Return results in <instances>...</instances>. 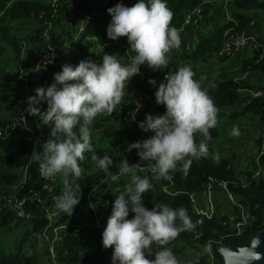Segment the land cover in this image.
I'll return each mask as SVG.
<instances>
[{
    "label": "clouds",
    "instance_id": "9594fccd",
    "mask_svg": "<svg viewBox=\"0 0 264 264\" xmlns=\"http://www.w3.org/2000/svg\"><path fill=\"white\" fill-rule=\"evenodd\" d=\"M107 11L111 16L107 36L111 40L127 38L129 50L134 53L129 62L122 63L115 54L105 53L100 63L86 59L78 66L64 64L54 74V83L37 88L36 95L28 100L29 113L39 116L51 129L42 152L34 151L31 158L38 164L43 180L64 178L62 194L55 197V209L70 216L80 203V189L74 188L68 178L79 179L85 154L93 153L91 127L95 119L120 108L127 83L139 74L142 65L153 71L166 69L168 53L181 46L180 32L170 26L173 12L167 0H138L131 7L118 3ZM194 76L191 65L166 73L154 94L156 103L164 106V114H147L138 126L153 135L128 146V151L137 150L140 162L148 163L155 179L172 181L173 171L179 168L187 174L193 160L207 158L209 154L210 130L218 123L219 109ZM148 83L157 85L155 79H149ZM44 102L48 107L41 112L36 105ZM140 107L137 106V111ZM232 135H238V130L234 128ZM91 160L106 177L101 183L107 179L116 183L131 175L123 190L114 194L111 215L102 232L103 247L113 249L112 264H181L167 245L183 232H195L197 224L188 210L163 203H157L151 210L146 207L144 194L153 185L148 177L137 174L140 164L132 165L124 158L118 165V173L113 174L110 171L113 160L108 155L93 154ZM130 212L134 214L131 219ZM259 244L260 239L256 238L251 248L240 249L237 254L250 261L259 260L260 254L254 251ZM153 249L154 258L150 259ZM204 251L211 252V242ZM198 260L188 264H198Z\"/></svg>",
    "mask_w": 264,
    "mask_h": 264
},
{
    "label": "trees",
    "instance_id": "16d2710c",
    "mask_svg": "<svg viewBox=\"0 0 264 264\" xmlns=\"http://www.w3.org/2000/svg\"><path fill=\"white\" fill-rule=\"evenodd\" d=\"M67 1L70 3L81 0ZM129 1L130 0H114L116 5L118 3H123L125 6ZM204 1L206 0H167V6L173 12L170 26L176 27L180 32L186 14L196 5L203 3ZM234 3V20H231V22L225 25H217L212 31L208 29L205 35H202L201 39L197 42H195L194 39L193 48L189 53L182 49L181 54H177V50L183 45L182 34L180 33L181 46L178 49L171 50L173 58L175 59L174 64H170L171 66H167L164 70L174 72L185 62V60L196 59L206 61L208 58H212L221 46L223 40L222 34L226 29L233 27L237 31L243 30L252 20L253 17L244 16L242 12L264 11V1L262 0H235ZM109 8H111V4L104 7L103 11L105 14L108 13L107 10ZM41 12H44L43 17H39ZM204 12L205 11H203V14ZM51 13L52 8L47 4L46 0H0V126L3 125L2 118L5 120V118L12 117L11 112L13 110L11 107L14 104L15 96L11 81L18 72L21 60H23V64L30 61L27 58L21 59L22 42L29 21L35 22V25L30 32V34H33L27 43L24 57L35 56L41 43V26L48 18H50ZM58 13L60 17L67 18L70 14V7L63 3L59 8ZM101 20L94 19L93 24H91L92 28L88 27L87 30L89 34H97L99 36L98 39H102L105 36V34L100 31ZM262 30L264 32V26L262 27ZM51 34L53 35L55 45L58 48H61L64 41L62 38L65 34L64 25L56 27L55 31L53 30ZM120 38L124 40L126 37ZM104 49L106 53L115 54L120 60L123 57V49L120 47L106 46ZM86 59L100 63L102 57L97 56V53L93 51L92 43L84 41L83 43H79L78 52L73 55L71 65L78 66L80 61ZM225 59L231 58H223L219 60L223 62L226 61ZM57 70L59 72L62 69L57 68ZM239 70L241 75L247 72H255L264 77V42L263 47H260V49L252 53L250 59L242 60ZM50 71L53 70L49 69V72L45 71L43 73L41 81L34 80L28 83L30 97L36 95L35 90L42 87V81L47 78ZM214 80L215 82H213V86L208 88L207 91L219 110L232 109L229 117L231 119H238L239 122L240 114L245 115L246 113H249L250 115L260 116L262 125L264 124V85L254 90L261 91L262 94L260 96L241 97L240 99L239 93L241 90L253 88L247 79L229 76L224 71L220 70ZM139 92L141 91H138L137 93ZM238 104L243 105L242 110L239 112L235 109ZM38 105L41 112L47 110L48 106L46 102ZM124 114L125 112L122 114L118 124L107 126L105 128L106 132L110 133L111 131H116L118 126L126 125V128L132 132V136H129L125 142L122 141L115 149L109 150L103 148L101 143L98 142L96 131L103 127V122H112L113 120H116L117 117L105 115V117H101L102 120H104L103 122L101 119H95L94 124L91 127L93 153L85 154V161L81 162V177L79 179L71 177L73 179L74 187H79L80 189V200L84 208L87 204V196L93 189L99 186L102 176L104 175L103 173H100L99 170L95 169L94 162L91 160V155L96 154L100 157L108 155L112 158L113 166H110V171L113 172V174L118 173V165L124 158H126L132 165L140 164L136 169L137 174L142 177H148L153 185L151 190L144 194V203L146 207L151 210L157 203L168 204L174 209L184 207L188 210V214L192 221L197 224L195 232H183L174 241L167 245L173 250L179 260L183 257H187L186 264H188V261H195L199 258L198 264H222L221 258L216 250L220 244L231 245L235 248L248 245L252 235L264 227V203L259 199L260 196L264 194V155L260 157V161L258 159L255 161L252 172L247 171L243 174L245 181L239 179L227 159L224 157H215L216 154L212 146L214 140L217 139L220 134L217 127H215L210 130L211 140L208 142L209 154L207 158L193 160L187 174L179 170V168L173 171L171 173L173 176L172 181L155 179L148 167V163L140 162L137 150H127L129 144L133 143L131 140L134 138V133L127 123L124 122ZM38 124L41 125L42 138L36 147H34L32 142L18 137L3 139L0 141V147H3L2 150L0 148V185H14L18 183L20 179L16 171L27 164L29 165L30 175L37 181H40L41 176L38 164L34 162L31 157L34 151L42 152V144L49 138L51 129L50 126L44 125L42 120L38 119L36 115H27V128L36 130ZM197 139H200L199 134H197ZM258 143L261 145V140H258ZM258 161L261 167V173L259 177H256L254 176V170L257 169ZM58 178H60V176ZM209 179H213L217 182H226L230 192L240 197L241 202L244 205H247L250 212L254 215L255 219L240 235L225 237L220 241L221 236L228 234L230 231L229 226H223L221 224L223 220H226V215L223 213H220L219 215L216 214L211 219L205 218L202 223H198V215L194 212L190 203L189 194L192 192H203L205 182ZM130 181L131 175L129 174L121 177L116 183L107 180L99 186V188L101 191L104 186H126ZM109 191L110 190H108L106 194H109ZM26 209L34 216L30 228H26L25 225L18 222V220L14 218V214L10 211L4 210L0 213V227L4 228L12 223V221H15L13 228L22 227L21 239L15 253L0 256V264H39V257L35 254H24L22 251L24 243L29 240L34 232L44 225L45 220L43 218V209L35 204H27ZM133 216L134 214L130 212L129 217L132 218ZM61 220L68 223L71 221L69 225L72 227L76 224L88 225L92 222L93 217L91 210L86 208V217L81 220L77 218L76 213H72L71 216L65 214ZM209 242H211L210 255L204 251L205 246L209 244ZM62 248H68V252L65 255V260L68 264H112L113 249H105L102 245V235H97L96 232H93L92 234L77 235L74 229H67V231L63 233ZM2 250L3 247L0 246V252ZM154 252L155 249L153 251V256L148 258H154Z\"/></svg>",
    "mask_w": 264,
    "mask_h": 264
},
{
    "label": "built area",
    "instance_id": "2783aa9c",
    "mask_svg": "<svg viewBox=\"0 0 264 264\" xmlns=\"http://www.w3.org/2000/svg\"><path fill=\"white\" fill-rule=\"evenodd\" d=\"M208 1L209 0H206L203 3L196 5L190 12H188L185 16L183 25L197 28L203 22V5ZM137 2L138 0H130L126 6L131 7ZM63 3L70 7V14L67 18H64L63 24L66 33L62 38L64 39L63 42L65 48L69 49L68 54L70 56H73L78 52L79 43H83L84 41L92 43L93 51H96L97 56L103 57L106 53L104 49L106 46L122 48L123 58L126 59H130V56L134 55V53L129 50L130 45L127 38L124 40L121 38L118 40H111L107 36L106 29L111 21V16L109 13L105 14L103 9L108 4H111V7H114L116 5L114 0H81L70 3L64 0H54L53 4L50 5L52 8L51 16L41 26V43L35 53L34 63L31 65H25L23 64V60H21L18 72L11 81L15 96L14 104L11 107L13 110L11 112L12 117L5 118V120L2 118L3 125L0 126V140L5 139L6 137H8L7 139L18 137L32 142L34 147H36L42 138L40 124L37 125L36 130L29 129L26 125L27 115L30 114L28 111V100L30 98V88L28 87V83L34 80L41 81L43 73L45 71L49 72V69L54 72L50 71V73H48L47 78L42 81V87L46 88L54 83L53 77L58 71L57 68L60 64V60L51 32L56 28L58 19H60L58 11ZM94 19H102L100 31L105 34L102 39H98L99 36L97 34H89L87 32L88 27L92 28L91 24H93ZM67 38L69 40V45L65 42ZM222 39L221 46L215 54L218 59L234 58L244 49H248L251 53H254L263 46L255 34L247 33L245 30L237 31L233 27H230L223 32ZM198 40L199 38H195L194 41L197 42ZM193 45L194 42L192 41L191 43L186 44L183 50L189 53L193 48ZM26 48L27 42L23 38L21 59H23L25 55ZM100 62H102V59H100ZM145 66L146 65L141 66L140 72L134 76L135 78L144 75ZM167 72L170 71L165 70L157 76V88L159 82L165 80ZM261 94L262 93L259 90L251 91L252 97H258ZM147 102V94L142 92L137 93L133 98L130 107L124 114V122L133 130V139L135 141L144 140L153 135L151 132L145 133L138 126L141 121L145 120V117L142 116V111ZM138 105H142V107L137 111ZM36 107L39 108V105H36ZM37 117L38 119H41L39 116ZM260 138L262 140V148H264V124L263 134ZM262 148L257 158L259 161L260 157L264 155V149L262 151ZM259 161L257 163V169L254 170V176L256 177H259L261 173ZM16 173L19 175L20 179L16 185H0V211L7 210L12 212L18 222H21L26 228H30L34 216L26 209V206L27 204L40 206L41 209H43L45 223L32 235L38 239L37 251L30 252L27 255L35 254L40 258L39 264H68L65 260L68 248H62L63 233L70 228L74 229L76 232L75 228L78 224L70 227L69 224L71 221H69V223L62 221L61 219L65 214L58 213L55 209V197L62 194L64 178L60 176V178L57 177L56 179L43 180L42 177H40V181H37L30 175L29 165L20 167L17 169ZM68 179L74 187L73 179L71 177ZM104 179H106L105 175L102 176L101 181ZM243 180L245 181V177H243ZM101 181L99 186L103 184ZM99 186L93 189L87 196V204L85 208L80 200V203L74 208L73 213H76V215L80 214L79 216H81V210H84L85 212L86 208H89L92 212L93 220L87 226L95 228L90 230V234L96 232L97 235H102L103 229L107 224V221L103 219L102 215H106L107 217L111 215L112 204L116 198L114 194H118L117 190H123L125 186H104L101 191ZM108 190H110L109 194H106ZM219 190L225 195L229 204V210L225 213L222 212L226 215V220H223L221 224L223 226H229L230 231L228 234L221 236L220 241H222L225 237L236 236L243 233L255 217L250 212L248 206L241 202V198L230 192L226 182H217L213 179H209L205 182L203 192H192L189 194L190 203L194 212L198 215L197 221L199 224L203 222V219H211L216 215V204L214 199ZM201 196H204V206L199 205V198ZM94 212L96 215L93 214ZM153 247L155 248L156 246L153 245ZM208 254L210 255V253Z\"/></svg>",
    "mask_w": 264,
    "mask_h": 264
},
{
    "label": "crops",
    "instance_id": "0c3cea01",
    "mask_svg": "<svg viewBox=\"0 0 264 264\" xmlns=\"http://www.w3.org/2000/svg\"><path fill=\"white\" fill-rule=\"evenodd\" d=\"M214 1H220L221 2L220 4L213 6L212 9H213V12L215 13L216 19L219 20V22L222 25L228 24L229 22H231V20H234L233 11L235 10V3H234L235 0H214ZM262 1H264V0H262ZM242 14L244 16H247V17H253L252 20L247 25V27L243 30H245L247 33L255 34L258 37V39L263 43L264 42V32L262 30V27L264 26V11H259V12L249 11V12H242ZM204 21L197 28H191L189 26H184V25L182 26L180 33L182 34L183 45L181 48H179L177 50V54H181V51H182V49H184V46L186 44L191 43L195 38L201 39V36L205 35V33L207 31L208 24H207V22H204ZM34 25H35V22L29 21V25L26 28L25 37H24V39L26 40L27 43L29 42V39L31 38V36L33 34V33L30 34V32L33 30ZM65 42L67 45H69L68 38L66 39ZM68 51H69V49H66L64 44H62V47L59 48V60H60V57H63V60H60V62H59L60 64L58 66V69H62V65H64V64L71 65V63H72L71 59L73 56H70L68 54ZM171 54H172V51H170V53L168 54V59H169L168 66H171L170 64H174L175 59L173 58V54L172 55ZM251 55H252V53L248 49H244V50L240 51L236 57L231 58V59H236V60L230 61V59H227L226 61H223L221 64H217V63L213 64L212 63L211 59H213V58L217 59V57L214 55L212 58H208L206 61L199 60L202 62L201 67H200V71L195 74L194 79L198 80L201 83L202 87L207 90L208 88L213 86V82H215L214 78L217 77V74L220 70L224 71L229 76H234V77L239 78L241 76L239 69H240V65H241L242 60L250 59ZM26 58L29 59L30 61L27 62L25 65H31L35 61V56L23 57V59H26ZM129 60H130L129 58L126 59V58L122 57L121 62L122 63H128ZM238 60H239L238 65L237 64H235L234 66L231 65V63L237 62ZM194 61H197V60L196 59L185 60V62L181 66H185V65H191L192 66V63ZM215 66H217V67H215ZM172 67H174V66H172ZM163 71H165V70L163 69V70L153 71L152 69L148 68L146 65L145 70H144V75L142 77L141 76L137 77V78L132 77L130 79V81L127 83L126 94L123 97V101L121 102V106H120V108L118 107L117 110L111 114L112 117H118L119 115L121 116L130 107L131 101H132L134 95L138 91H141L142 93H145L148 95V103L142 111L143 117L146 118L147 114H152V115L164 114V112H165L164 106L158 105L156 103V99H155L154 94H155V91L157 90V86L154 87L148 83L149 79L157 80V76ZM247 73H250V72H247ZM247 73H245L243 75H246ZM253 75H259V74L253 72ZM263 79H264L263 76H261V75L258 76L259 82H261ZM247 80L249 81V84L253 86V88L241 90V92L239 93L240 99H241V97L251 96V91H254V90H256V88L261 87V86H254L249 79H247ZM242 108H243V105L238 104L235 109L237 112H239L242 110ZM231 112H232V109H221V110H219V112H218V123L216 125L217 129L220 132L219 137L220 136L226 137L228 144L229 143L230 144L235 143V144L239 145L240 142H243L244 140H246V138H251V134L256 132V129H254L252 131L242 132V134L234 136V135H232L234 126H236V128L244 126L245 129H250V128L261 129L262 120L260 119V116H254L252 114L250 115L249 113H246L245 115L240 114L239 115L240 122H239L238 119H231L229 117ZM111 115H107V116H111ZM99 117H105V115H100L96 119H98ZM255 118H257V120H256L257 123L255 121H252ZM252 122H253V127H249L252 124ZM117 129H118V131L120 129L122 130L123 135L120 137V139H122L123 141H126L129 136H132V132L126 128V125H120V126H118ZM98 132H99V130L96 131V135ZM238 134H239V131H238ZM229 139L234 140V142H232ZM256 139H257V137H256ZM131 141L136 142L134 139H132ZM257 143H258V140L256 141V147H257ZM256 147H252L250 152H245V154L243 155V158L246 159V161L251 164V170L252 171L254 169L253 163L255 162V160L252 161L251 156L255 155ZM2 148H1V150H2ZM212 148H213V146H212ZM214 152L216 154L215 157H218V158L223 157V156L219 155L220 154L219 151L217 152L214 149ZM225 159H227V158H225ZM228 162L233 167L232 162H230L229 160H228ZM247 171H245V172H247ZM16 184H14V185H16ZM1 185H7V184H1ZM10 186H11V184H10ZM199 205L204 206V196H201L199 198ZM2 211H4V210H2ZM2 211H0V213ZM81 211H82L81 216H79L80 214H77V218L79 220L86 217V211L85 212H84V210H81ZM102 217L105 221H107L108 217L106 215H102ZM13 225H15V221H12V223L8 224L4 228L0 227V229L3 232H7V233L14 232V233L19 234L21 232V234L15 239L13 247H10V245H9L8 251L6 253H4L5 248H3V250L1 251V253H2L1 256L15 253L17 246H18V243L21 239L22 231L18 228H13ZM32 235L29 238V240L26 241L23 245V251L22 252L24 254H29L30 252L37 251V249H38V239L33 237Z\"/></svg>",
    "mask_w": 264,
    "mask_h": 264
},
{
    "label": "rangeland",
    "instance_id": "374dc122",
    "mask_svg": "<svg viewBox=\"0 0 264 264\" xmlns=\"http://www.w3.org/2000/svg\"><path fill=\"white\" fill-rule=\"evenodd\" d=\"M46 1H47V4L52 5L54 0H46ZM64 1H67V0H64ZM220 3H221L220 1L209 0L208 2L204 3V5H203V11H205L204 12V20L208 24L207 31H208V29H210V31H212L215 26L221 24L219 22V20L216 19L215 13L213 12V9H212L213 6L218 5ZM43 16H44V12H41L39 17H43ZM57 23H59V24H57L56 27H59L60 25H64L63 24L64 18L60 17V19H58ZM54 31H55V29H54ZM65 33H66V30H65ZM63 44H64V42H63ZM262 45H263V43H262ZM57 51L59 53L58 47H57ZM60 60H63V57H60ZM211 60H212L213 64L214 63H217V64L222 63V61H220L218 59L213 58ZM225 60H227V59H225ZM231 60H236V59H230V61ZM201 63L202 62L199 60L194 61L192 63V68H193V71L195 74L200 71ZM238 63H239V60L237 62L231 63V65H233V66L235 64L238 65ZM215 67H217V66H215ZM258 76L259 75H253V72H250V73H247L246 75H241L240 78L241 79H249L254 86H262L264 84V79L261 82H259ZM122 101H123V99H122ZM121 116L119 115L117 117V119L113 120L112 122H107V121L103 122L104 120H102L101 117L98 118V119L102 120L103 127L101 129H99V132L97 133L96 137L98 139V142L101 143L103 148H107L109 150L115 149L123 141L122 139H120V137L123 135V132L121 129L119 131H118V129L116 131H111L110 133H107L105 130V128L107 126H113L114 124H118ZM254 116H256V115H254ZM256 120H257V118L253 119L252 121H255L257 123ZM249 127H253V122ZM234 128L239 131L238 135L242 134V132H248V131H252L254 129H256V132L251 134V138H246V140H244L243 142H240L239 145H237L235 143H232V144L229 143L228 144L227 138L224 136H220L214 141L213 148L217 152L219 151L220 156H223V157L227 158L230 162H232V165H233V168H234V171H235L237 177L239 179H243V174L245 171H247V170L252 171L251 170V164L249 162H247L246 159L243 158V155L245 154V152H250L252 147H256V141L257 140H261L260 137H262V134H263V125L261 126V129H259V128L245 129L244 126L239 127V128H236V126H234ZM256 137H257V139H256ZM7 138L8 137H6L5 139H7ZM229 140H231V139H229ZM231 141L234 142V140H231ZM123 142H125V141H123ZM261 142H262V140H261ZM261 148H262V143H261V145L259 143H257L255 155L251 156L252 161L257 160L259 153L261 151ZM263 149L264 148H262V151H263ZM263 176H264V170H263ZM223 195L224 194L220 190L217 191V193L215 195L214 200H215V204H216V214H218V215L222 212L225 213L226 211L229 210V204L227 202L225 195L224 196ZM93 214L96 215L95 212ZM18 229H20L22 231V227H18ZM75 229H76V234L78 235V234H90V230L95 229V228L89 227V226L84 225V224H82V225L78 224V226H76ZM20 234H21V232L19 234L14 233V232L7 233V232H3L0 229V246L5 248L4 253H6L8 251L9 245H10V247L14 246V241ZM1 254L2 253L0 252V256H1ZM186 259H187V257H183L180 260L181 264H186Z\"/></svg>",
    "mask_w": 264,
    "mask_h": 264
},
{
    "label": "water",
    "instance_id": "95a60500",
    "mask_svg": "<svg viewBox=\"0 0 264 264\" xmlns=\"http://www.w3.org/2000/svg\"><path fill=\"white\" fill-rule=\"evenodd\" d=\"M259 199L264 203V194ZM256 238L260 239V244L254 249V251L260 254L261 258L259 260L250 261L246 256L237 254L240 249L251 248L252 242ZM216 250L221 258L222 264H264V227L252 235L249 244L246 246L235 248L231 245H220Z\"/></svg>",
    "mask_w": 264,
    "mask_h": 264
}]
</instances>
